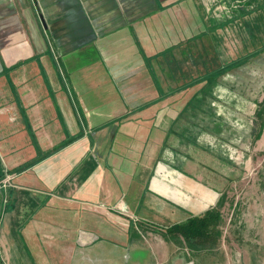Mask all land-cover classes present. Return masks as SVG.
Masks as SVG:
<instances>
[{"label":"crops","instance_id":"0c3cea01","mask_svg":"<svg viewBox=\"0 0 264 264\" xmlns=\"http://www.w3.org/2000/svg\"><path fill=\"white\" fill-rule=\"evenodd\" d=\"M207 10L198 0H0V178L12 181L0 190V238L9 248L43 232L32 264L91 263L105 246L90 226L118 231L132 217L164 228L139 208L179 220L177 203L191 211L182 187L221 195L208 170H224V144L247 137L248 81L256 70L264 79V0H235L225 20ZM143 109L150 118L137 117ZM135 159L148 169L131 170ZM121 170L140 198L126 201L133 188L121 189Z\"/></svg>","mask_w":264,"mask_h":264},{"label":"rangeland","instance_id":"374dc122","mask_svg":"<svg viewBox=\"0 0 264 264\" xmlns=\"http://www.w3.org/2000/svg\"><path fill=\"white\" fill-rule=\"evenodd\" d=\"M198 1L207 2L206 16L210 21L225 20L232 11L235 13V0ZM255 73L258 78L249 79L248 84L252 91L246 94L249 103L254 107L241 111L242 114H246V120L250 123L245 130L247 137L242 139L241 134L235 144H224L225 159L229 164H226L224 170H208V176L213 175L212 178L219 182L217 191L221 195L216 196L211 192L200 190L199 185H197L198 189L195 187L187 192H184L182 187L179 191L188 198L191 204V207H188L191 211L190 213L187 209L184 211L187 206L177 203L178 210H181L177 211L179 220L163 217L156 211L150 214L146 209L139 208L141 217L154 219L155 225L164 227L182 222L191 215H200L208 209H217L219 219L214 231L211 232L212 241L196 247L190 246L178 236L166 235L162 229H158V226H143L140 222L134 224L136 228L132 222L124 223L125 228H120L118 231L106 225L105 228L90 226L89 231L95 242L101 241L105 250L93 252L90 256L91 263L87 262L85 255H78L77 264H109V259H111L110 264L116 262L132 264L135 258L141 264H264V79L259 78L262 75L260 70H256ZM150 112V109L138 110L137 117L150 118ZM134 115L136 117L133 113L130 118ZM239 116L240 113L235 112V118ZM143 130L146 131V128L143 127ZM238 130L242 133L244 128ZM237 137L235 135V140ZM126 161L133 162V160ZM131 162L129 165H134L131 170L140 169V165L141 169L142 167L148 169V164L150 165L149 159L145 162V166L140 159H135V164ZM173 167L182 171L179 165ZM131 170H121L123 174L127 173L121 181V189L125 190L126 186L133 188L128 192L130 196L127 202L135 200L136 197L140 198L141 193L139 184L131 181ZM208 176L201 175L199 182L204 186L213 184L214 180L212 181ZM192 177L194 178L195 175ZM189 192L191 196L188 195ZM116 193L124 194L121 191ZM205 196L214 202V206L205 205L203 199ZM123 200L125 201V198ZM40 233L43 232L27 235L25 239L22 234V239H13V247L10 248L5 239L0 238V259L3 264L37 263V256L29 252L39 251L40 243L44 242ZM117 234L123 238L121 239ZM103 236L106 240L102 238ZM134 239L139 249L135 251L131 249L129 252L123 250L124 247L128 249L129 243ZM46 240L48 244L51 243L49 238ZM157 244L160 246H154ZM152 247H154L153 251ZM55 249L56 247L53 248L52 254L48 255L53 260L59 258ZM103 258L106 260L105 263L102 262ZM96 259L98 261H95Z\"/></svg>","mask_w":264,"mask_h":264},{"label":"trees","instance_id":"16d2710c","mask_svg":"<svg viewBox=\"0 0 264 264\" xmlns=\"http://www.w3.org/2000/svg\"><path fill=\"white\" fill-rule=\"evenodd\" d=\"M217 209H208L200 215H194L182 222L172 224L162 229L168 236H178L190 246L204 245L212 241L211 232L219 219ZM1 264V263H0Z\"/></svg>","mask_w":264,"mask_h":264},{"label":"built area","instance_id":"2783aa9c","mask_svg":"<svg viewBox=\"0 0 264 264\" xmlns=\"http://www.w3.org/2000/svg\"><path fill=\"white\" fill-rule=\"evenodd\" d=\"M11 176L9 174H4L2 175V177L0 178V190H5L6 188L10 187L11 186ZM132 220V223L135 224L137 223L136 222V219L134 218H130Z\"/></svg>","mask_w":264,"mask_h":264}]
</instances>
